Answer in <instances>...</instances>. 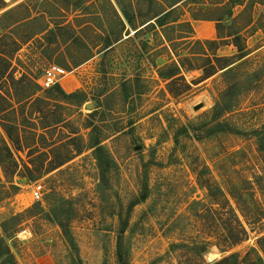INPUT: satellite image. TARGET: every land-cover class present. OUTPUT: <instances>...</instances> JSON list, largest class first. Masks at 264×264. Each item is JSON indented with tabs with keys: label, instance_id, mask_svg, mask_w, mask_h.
<instances>
[{
	"label": "rangeland",
	"instance_id": "1",
	"mask_svg": "<svg viewBox=\"0 0 264 264\" xmlns=\"http://www.w3.org/2000/svg\"><path fill=\"white\" fill-rule=\"evenodd\" d=\"M3 1L0 95L12 109L1 112L0 99V136L15 168L0 149V264L6 251L16 264H117L122 217L127 264L196 263L202 241L204 264L232 254L257 264L250 249L264 219L250 224V204L234 198L247 190L264 210V0H240L218 25L238 35L241 60L232 39L197 43L217 40L228 0H185L164 29L151 20L178 0ZM229 63L227 76L203 74ZM173 64L180 72L169 86ZM50 65L66 75L42 89ZM229 84L233 107L213 118ZM95 140L99 152L89 149ZM144 183L146 200L131 206ZM230 208L248 238L220 252Z\"/></svg>",
	"mask_w": 264,
	"mask_h": 264
},
{
	"label": "trees",
	"instance_id": "2",
	"mask_svg": "<svg viewBox=\"0 0 264 264\" xmlns=\"http://www.w3.org/2000/svg\"><path fill=\"white\" fill-rule=\"evenodd\" d=\"M187 1V0H186ZM185 0H178L177 2H175L173 5H170L167 9H163L162 11H160L159 13H156L154 16H153V19L151 21H153L152 23H154L153 26H157L158 28L160 29H164L165 26H167V19L170 18L177 10L178 8V4H183L186 2ZM239 1L240 0H228V4L230 5V8L228 10V12L222 17V19H218V20H215V22L217 23L216 25V33L219 35L217 36V40H214V41H209V40H205V41H199L197 43H199V45L201 46H205V45H218L220 42H222L224 39H232L233 41V45L237 48V51L239 52V60L245 58L247 56V54L244 52L243 48L239 45L238 42H236L239 37L238 35L236 34H232V33H227V34H221V30H220V26L218 25H222L221 22L223 21V18H231L232 16V8L239 5ZM117 4H119L117 2ZM120 5V4H119ZM5 7V3L3 0H0V10L2 8ZM122 10V13H123V16H124V19H125V22L127 25L131 26V22H130V19L127 17V14L125 13V11L121 8ZM178 20L176 21H173L172 24H175L177 23ZM151 23L145 25L143 28L147 27L148 25H150ZM171 25V24H170ZM178 25H181V26H184L188 29L187 31V35H191L193 33V30H192V27L191 25L188 23V22H182ZM168 27H173V26H168ZM223 27V26H222ZM2 28V27H1ZM122 28H124V25L122 26ZM142 28V29H143ZM3 29V28H2ZM171 29H174V28H171ZM50 33H52V30L49 31ZM137 31H135L134 34H136ZM167 38V36H165ZM186 38V37H184ZM183 39V38H181ZM187 41H192L190 40V36H187ZM167 41L170 42V43H174L173 40H169L167 38ZM118 40H116L115 43H117ZM235 42V43H234ZM112 44H109L107 46V48L111 47ZM215 61L219 62V61H224V58H214ZM235 63V62H234ZM234 63H229V64H226L222 67H220L219 69L218 66H214V65H211L209 66V69L208 70H203V74L205 75L206 78H208L209 76H212L213 74H215L217 72V70H220L222 72V74L224 76H227L229 75L230 73H232L233 71V67L232 66ZM173 68H174V71L172 73H170L165 79L169 81L168 85L170 86L171 84H173L178 78H177V75H179V72H180V69L178 66H176L175 64H173ZM184 87L185 88H188L189 89V86L184 83ZM234 88V85L233 84H229L227 86V89L221 94V98H227V100H224L223 99V102L224 103H221L222 101H217L215 103V105L213 106V109H212V115H213V118H219L221 117V115H223L224 113H226L227 111H229L232 107H233V100L231 98H233L234 94L232 93V90ZM0 99L2 100L4 106L3 108L1 109V112H5V111H10L12 108L10 106V103L5 99L3 98L1 95H0ZM6 105V107H5ZM3 126V131L5 133V135L7 136V138L9 139L10 143L14 145H16V142L13 140L6 124H2ZM92 127L93 129H96V127H93V126H90ZM89 149H93L94 152H99L101 151V146H100V141L98 140H95V141H92L89 143ZM0 149L4 152L5 154V157H6V160L8 161L9 163V166L10 167H13L15 168V162H14V159L12 157V152H11V148L9 146V144L5 141V139L3 137L0 136ZM2 158L0 156V164L2 166ZM67 160H64L63 162H60L61 164L65 163ZM60 164V165H61ZM13 168V169H14ZM147 193H148V186L146 183H144L142 186H141V189L139 191V194L138 196L136 197V199L134 200V202H132L131 206H135L137 205L138 203H141L143 201L146 200L147 198ZM234 199H237V204H239L240 202L241 203H249L250 206H249V210L250 211V224H256L258 222H261L262 219H264V210H258L257 207L254 205V197L252 196L251 192H248L247 190H245L244 194H240L238 196H236V198ZM230 211H232V215H233V219H232V223L230 224V227L227 234L223 236V243L224 245L222 247H218V250H220V252H225L227 251L228 249L234 247V246H237L239 245L240 243L244 242L247 238H248V232L247 230L245 229V227L241 224V222L239 221L236 213L230 208ZM247 211V210H246ZM247 211V212H248ZM27 212H29V210H25L23 212V214H26ZM22 215V214H21ZM21 215H18V216H13L9 219V222L15 220L16 218L20 217ZM7 224H8V221H5L2 225H1V230H2V233L3 234H6L7 233ZM126 224H127V219L125 217H122L120 218L119 220V229H118V237H117V264H127L126 263V254H125V250L123 248V236H124V232H125V229H126ZM225 234V233H224ZM3 242L2 238L0 237V244ZM257 245H258V249L256 250L255 248H251L250 249V252H253L254 253V257L256 259V263L257 264H264V236H262L261 238L258 239V242H257ZM209 246H210V243L209 242H205V241H202L199 243V250H198V253H199V261L196 262V263H192V264H204V257L205 255L209 252ZM259 251L262 253V256L259 254ZM3 254H1L0 252V257H2ZM6 256L8 258V261H6L5 264H16L13 256L8 252L6 251ZM233 260V261H231ZM245 262L248 264V260H245ZM190 264V263H189ZM213 264H239L238 263V260H237V255L235 254H232L226 258H223L222 260L220 261H217V262H214Z\"/></svg>",
	"mask_w": 264,
	"mask_h": 264
},
{
	"label": "built area",
	"instance_id": "3",
	"mask_svg": "<svg viewBox=\"0 0 264 264\" xmlns=\"http://www.w3.org/2000/svg\"><path fill=\"white\" fill-rule=\"evenodd\" d=\"M66 75L64 69L57 65H50L44 70L42 78L40 80V86L42 89H49L59 83V81ZM32 198L35 202H39L42 198V186L38 184L32 190Z\"/></svg>",
	"mask_w": 264,
	"mask_h": 264
}]
</instances>
